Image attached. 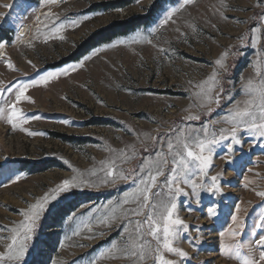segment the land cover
<instances>
[{
    "label": "rangeland",
    "instance_id": "rangeland-1",
    "mask_svg": "<svg viewBox=\"0 0 264 264\" xmlns=\"http://www.w3.org/2000/svg\"><path fill=\"white\" fill-rule=\"evenodd\" d=\"M122 1L60 0L49 9L40 0H0V42L5 43L0 50V89L17 82L30 83L46 71L62 73L47 85L28 89L26 95L34 103L25 101L17 105L31 117L22 125L26 131L13 130L6 120H0V227L19 224L24 219L20 210H27L28 205L51 194L64 180L83 174L95 181L96 177L89 173L112 155L109 149L119 151L134 146L136 158L123 168L137 169L159 148L155 139L149 137L179 129H186L189 134L200 132L210 121L226 116L235 101L244 98L243 83L256 79V61L262 59L258 53L264 52V0H193L191 4L168 0L149 26L95 48L76 63L58 67L94 35L117 23L149 15L160 0H137L128 7H117ZM99 5H107L108 10H94ZM173 9L180 10L161 27L162 20ZM49 10L59 17L56 26L64 27L59 33H49L45 42L43 35L35 38L36 17L43 19L42 13ZM257 27L261 29L259 33L251 31ZM40 30L48 32L43 25ZM137 33L147 35L152 43H132ZM17 35H21L20 40ZM245 35L248 39L242 40ZM254 37L260 38L256 47L252 46ZM160 48L169 51L161 53ZM228 50L226 68L217 69L214 62ZM8 61L15 70L8 68ZM78 63L83 67L63 74V69ZM214 70L220 72L225 92L218 106L211 105L209 115L207 108L197 106L199 101L193 94L198 89L193 85L206 80ZM4 99L11 101L14 97L6 93ZM189 115H199L200 120L189 121ZM210 127L219 130L229 125ZM28 131L41 135L29 136ZM239 135L242 143L234 145L232 153L227 150V142L217 147L208 177L204 178L205 183L211 184L210 177H218V194L200 189L197 203L192 189L180 185L189 193V197H180L179 207L180 218L189 231L178 246L191 259L182 261L165 253L167 259L176 260L177 264H241L220 254L219 233L237 215L246 224L243 241L255 239L251 235L253 224L264 208V198L257 195L264 192V139L245 132ZM41 168L45 170L38 172ZM13 176L19 177L16 183L12 182ZM164 179L160 177V181ZM135 186L131 180H121L115 185L81 186L60 194L49 203L33 239L28 241L29 254L24 264H90L112 244L122 246L126 221L117 220L111 227L97 226L96 222ZM81 196L90 200L74 202ZM62 207L71 208L54 223ZM209 208L215 209V216L208 214ZM88 218H92L94 225L91 233L81 231V221ZM77 231L80 234L74 235ZM93 233L96 238H86ZM0 236L7 237L8 233L0 232ZM146 241L153 246L156 243L151 237H146ZM7 243L0 240V252L6 251ZM254 255L258 256V252ZM97 264L134 262L99 259ZM137 264L156 261L148 258Z\"/></svg>",
    "mask_w": 264,
    "mask_h": 264
},
{
    "label": "snow or ice",
    "instance_id": "snow-or-ice-1",
    "mask_svg": "<svg viewBox=\"0 0 264 264\" xmlns=\"http://www.w3.org/2000/svg\"><path fill=\"white\" fill-rule=\"evenodd\" d=\"M59 2L60 0H40V3L49 9ZM184 3L191 4L193 0H184ZM5 7L12 6L5 5ZM179 10L173 9L168 12L160 26L168 24ZM42 16L43 19L40 16L36 17L38 26L35 38L38 39L43 35L46 42L49 33H59L64 25L56 26L59 17L51 10L42 13ZM72 23L76 24L77 22L72 21ZM40 25L48 29V32L41 33ZM157 30L152 29L153 32ZM251 31L259 33L261 29L257 27ZM16 39L20 40L21 35H17ZM59 39L63 40L64 37L59 36ZM241 39H248V36L245 35ZM131 42L151 44L152 40L143 33H137L132 37ZM259 43L260 38L254 37L252 46L256 47ZM4 47L5 43L0 42V50ZM159 51L167 53L169 50L160 48ZM229 51H225L222 57L214 62L217 69L226 68L225 62L229 56ZM258 55L262 59L256 61V79L249 78L243 83L241 91L244 98L235 101L228 109L226 116L210 121L209 125L203 126L198 133L189 134L186 129H179L156 138L149 137V139H155L159 148L151 158H146L137 169L125 170L123 168L124 164L136 158L134 146L131 149L119 151L109 149L112 155L106 161L100 162L98 169L89 173L90 177H96L95 181L86 179L83 174L64 180L56 189L52 190L51 194H46L35 204L28 205L27 210H20L19 214L24 219L19 224L12 228L0 227V232L8 233L7 237L0 236V240L8 241L5 245L6 251L0 252V264H24L25 257L29 254L28 241L33 239L36 226L45 211L48 210L49 203L57 200L60 194L69 193L72 189L81 186L115 185L117 181L121 180H131L136 186L125 195L122 201L115 203L109 209V213L102 216L96 225L111 227L112 223L117 220L126 221L123 229L126 233L124 244L122 246L112 244L96 259L90 261V264H97L99 259H130L133 260L134 264H137V262L146 261L148 258L154 259L156 264H177L176 260L167 259L165 253L180 257L182 261L190 260L191 257L178 246L181 237L189 231L188 225L179 215L180 197H189V193L184 191L180 185L183 184L192 189V196L196 198L197 203H199L200 189L213 195L218 194L221 189L217 176L210 177L211 184L204 182V178L208 177V171L212 167L213 156L217 147L227 142V150L232 153L233 146L242 143V137L239 135L241 132L248 133L256 139H264V52H259ZM7 66L9 69L15 70L11 61L7 62ZM80 67H83L82 63H78L71 69L65 68L63 74L66 75ZM61 74L57 71H46L39 74L30 83L17 82L11 87L0 89V120H6L13 130L26 131L22 125L27 123L31 117H27L17 105L25 101L34 103L26 95L28 89L34 86L47 85L50 81L59 78ZM219 77L220 72L214 70L206 80L193 85L194 88L198 89L193 94L194 98L199 101L197 106L207 108L209 115L213 110L211 105L218 106L225 92ZM6 93L12 95L14 99L11 101L4 99ZM35 118L39 119L40 117L36 116ZM186 119L199 121L200 116L189 115ZM220 123L227 124L229 127L219 130L211 129L212 124ZM27 135L36 136L41 135V133L28 131ZM65 163L68 162L65 161ZM73 170L75 171V169ZM160 177H165V179L160 181ZM18 178L13 176L12 182L16 183ZM197 181L201 182L197 183ZM257 195L264 198V192H258ZM236 211L238 212L239 209ZM208 214L215 216V209L209 208ZM134 217H144V219H133ZM81 224V231L92 232L94 226L92 218L82 220ZM245 227V222L241 221L237 215L231 217V224L219 233L222 239L220 254L230 259L235 258L241 264H264V234H259L264 233V208L253 224L251 235L255 239L249 240L247 243L242 239L245 234ZM129 228H131L130 232ZM73 234L79 235L80 233L77 231ZM99 235H103V233H99ZM146 237L155 240V245L153 246L150 241H146ZM86 238L94 239L96 234L93 233ZM245 249L247 250L246 254ZM256 252H258V256L254 255Z\"/></svg>",
    "mask_w": 264,
    "mask_h": 264
},
{
    "label": "trees",
    "instance_id": "trees-1",
    "mask_svg": "<svg viewBox=\"0 0 264 264\" xmlns=\"http://www.w3.org/2000/svg\"><path fill=\"white\" fill-rule=\"evenodd\" d=\"M136 1L137 0H124V1L120 2L117 7H128L129 5H131L132 3L136 2ZM167 1L168 0L158 1L155 4V6L153 7L150 14L145 16V17H139V18L131 19L129 21L117 23L114 26H112L110 29H107L105 31H102V32L94 35L84 45L80 46L79 49L77 50V52L70 59H68L64 63H61L57 66L60 67L63 65L76 63L79 60H81L83 57L88 55L95 48H97L101 45H104V44H108V43H110V42H112L118 38L128 36L130 33L134 32L138 28L149 26L152 23L156 14L162 9L163 4L166 3ZM171 1H174V0H171ZM94 8H95L94 10H96V11L108 10L107 5H99V6H96ZM23 166H24L23 170H25L26 165L24 164ZM39 170L40 171H38V172H41V171H44L45 168H41ZM83 200L88 201V200H90V197H87V196L77 197L74 200V202L77 203L78 201H83ZM70 208L69 207H67V209H65L63 207H62V209L60 208L59 211L57 212V217L54 218L53 222L58 223V221L60 220L61 217H63L65 214H68ZM72 208H73V205H72Z\"/></svg>",
    "mask_w": 264,
    "mask_h": 264
},
{
    "label": "bare ground",
    "instance_id": "bare-ground-1",
    "mask_svg": "<svg viewBox=\"0 0 264 264\" xmlns=\"http://www.w3.org/2000/svg\"><path fill=\"white\" fill-rule=\"evenodd\" d=\"M23 33H24V32H23ZM23 33H22V34H23Z\"/></svg>",
    "mask_w": 264,
    "mask_h": 264
}]
</instances>
